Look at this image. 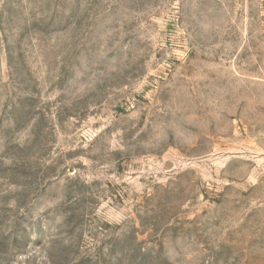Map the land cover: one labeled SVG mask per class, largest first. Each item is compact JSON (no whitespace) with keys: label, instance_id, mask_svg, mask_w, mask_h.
Masks as SVG:
<instances>
[{"label":"rangeland","instance_id":"374dc122","mask_svg":"<svg viewBox=\"0 0 264 264\" xmlns=\"http://www.w3.org/2000/svg\"><path fill=\"white\" fill-rule=\"evenodd\" d=\"M0 264H264V0H0Z\"/></svg>","mask_w":264,"mask_h":264}]
</instances>
